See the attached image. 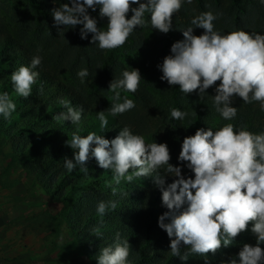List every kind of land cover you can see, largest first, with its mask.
<instances>
[{
    "label": "clouds",
    "instance_id": "9594fccd",
    "mask_svg": "<svg viewBox=\"0 0 264 264\" xmlns=\"http://www.w3.org/2000/svg\"><path fill=\"white\" fill-rule=\"evenodd\" d=\"M192 2L67 0L54 7L51 15L53 26L59 32L81 26L80 38L87 39L91 33L90 43L103 52L123 47L137 27L144 28L149 23L160 33H169L173 16L185 3L191 5ZM260 3L264 5V0ZM97 8L99 17L107 20L104 30L89 12H96ZM145 13L150 14V21L145 19ZM221 15L206 11L194 16L191 26L179 30L183 39L172 43L170 54L157 67L162 72L160 80L170 87L178 86L185 95L197 93L203 98L207 90L214 87V109L223 120L231 121L238 114L233 97L240 98L244 104L258 103L264 112V34L243 29L221 34L213 23ZM196 28L203 29V33L195 35ZM41 63L42 57L35 55L28 66L21 65L11 73L18 96L25 99L31 96L32 87L40 76L35 69ZM77 76L84 83L89 76L88 69H80ZM141 78L139 69L132 68L124 70L122 78L110 81L108 90L114 95L111 107L106 110L108 115L116 117L136 107L134 100L127 97L120 102V90L136 93ZM40 91H43L42 85ZM59 102L66 111L53 119L70 121L76 126L70 141L65 142L75 150L74 155L72 159H64V167L72 172L79 166V170L87 174V164L94 158L99 168L112 172L108 186L113 195L122 191L119 188L122 182L130 184L135 179L153 177L161 193L162 206L167 209L158 217V226L167 233L173 257L187 261L194 254L204 257V264H211L209 254L215 255L221 247L231 246L251 225L255 244H243L236 257L222 264H264V247H261L264 245V132L253 133L247 125L237 128L233 123H226L215 131L211 127L197 129L194 135L184 137L178 156L193 174L185 177L180 166L169 163L171 155L167 143H148L143 135L134 134L130 126L121 128L112 139L95 132L82 136L79 133L83 107L72 106L66 99ZM15 110L16 104L9 93H0V116L10 119ZM106 111L97 113L102 130L109 123ZM187 115L178 108L170 110L174 120L183 121ZM161 169L175 177L172 183L166 184L164 176L159 174ZM117 207L115 200L97 203L96 214L101 218V225L103 217ZM92 233L97 238L103 236L100 227H94ZM181 248L188 250L182 254ZM130 252L128 239H122L116 232L113 243L100 248L97 264H131Z\"/></svg>",
    "mask_w": 264,
    "mask_h": 264
},
{
    "label": "trees",
    "instance_id": "16d2710c",
    "mask_svg": "<svg viewBox=\"0 0 264 264\" xmlns=\"http://www.w3.org/2000/svg\"><path fill=\"white\" fill-rule=\"evenodd\" d=\"M22 1L26 6L17 13L18 31L13 33L0 24V93L8 92L16 104L10 119L0 116V163L9 160L10 166L21 165L28 176L43 185L53 201L63 203L62 222L92 264H97L100 248L113 243L116 232L131 245L128 258L131 264H204L202 256L193 254L182 261L170 254V240L158 226V217L167 209L162 206L161 193L153 177L135 179L130 184L122 182L119 186L122 191L113 195L108 186L112 172L99 168L94 158L87 164V174L81 172L79 166L76 171L68 172L64 159H72L75 150L65 142L70 141L76 126L70 121H56L53 116L66 111L59 101L69 100L72 106L84 109L80 135L95 132L107 139L114 138L121 128L129 125L119 116L108 115L106 110L111 106L100 103L102 91L108 90L113 79L122 78L124 70L133 68L139 69L142 76L139 90L136 93L120 91L130 95L144 117L151 119L158 131L168 133L167 137L178 135L183 142L184 137L194 135L199 128L211 127L215 131L226 123H233L237 128L247 125L253 133L264 132V112L258 103L244 104L240 98L233 97L238 114L233 120L225 121L213 106L214 87L209 88L203 98L197 93L185 95L178 86L170 87L166 81H161L162 72L157 67L170 54L172 43L183 39L179 30L191 26L194 16L206 11L222 13L213 22L215 30L221 34L238 29L264 34V5L260 0H193L173 16L169 33L162 34L149 23L144 28L137 27L123 47L102 52L90 43L91 33L87 39L80 38L81 26L65 28L62 32L53 26L51 10L67 0ZM89 12L104 30L107 20L99 17V9ZM145 19L150 21V14L145 13ZM203 31L196 28L194 34L200 35ZM120 53L133 54L134 58L122 61ZM35 55L42 57L41 65L35 69L40 76L32 87L31 96L25 99L14 92L10 75L21 65L28 66ZM83 68L88 69L89 76L81 83L77 72ZM172 108L188 115L183 121L174 120L170 116ZM100 111H106L109 121L104 130L97 119ZM8 168L2 167L3 170ZM159 174L164 176L166 184L175 179L163 169ZM86 186L88 190L79 192ZM101 200L118 203L116 210H110L103 217V225L96 214V205ZM94 227L101 228V238L92 233ZM245 243L255 244L251 225L231 246L221 247L215 255L209 254L208 259L211 264H222L236 257ZM187 250L181 248V253Z\"/></svg>",
    "mask_w": 264,
    "mask_h": 264
},
{
    "label": "rangeland",
    "instance_id": "374dc122",
    "mask_svg": "<svg viewBox=\"0 0 264 264\" xmlns=\"http://www.w3.org/2000/svg\"><path fill=\"white\" fill-rule=\"evenodd\" d=\"M25 6L22 0H0V24L16 33L19 29L17 13ZM33 44L37 45L35 41ZM119 58L129 61L134 56L120 53ZM113 95L109 90L102 91L100 103L111 106ZM124 97L134 100L121 92L120 102ZM135 104L132 110L118 115L121 120L128 123L132 132H140L146 142L167 143L171 155L169 163L180 166L185 177L193 175L178 160L181 138L178 135L170 138L166 136L168 133L158 131ZM7 166L8 169H2ZM13 166L9 165V160L0 163V264H92L62 222L63 203L53 201L43 185L28 176L21 165Z\"/></svg>",
    "mask_w": 264,
    "mask_h": 264
}]
</instances>
